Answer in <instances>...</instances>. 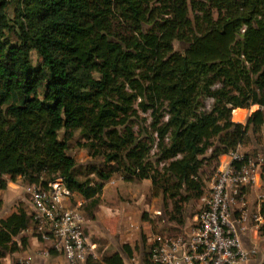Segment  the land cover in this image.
<instances>
[{"label":"trees","instance_id":"trees-1","mask_svg":"<svg viewBox=\"0 0 264 264\" xmlns=\"http://www.w3.org/2000/svg\"><path fill=\"white\" fill-rule=\"evenodd\" d=\"M253 105L245 124L232 120ZM263 126L264 0H0V191L60 178L93 218L113 175L149 180L183 226L205 193L201 172L260 145ZM75 134L93 159L82 168ZM32 225L20 206L0 218V260ZM133 251L122 245L124 258Z\"/></svg>","mask_w":264,"mask_h":264},{"label":"built area","instance_id":"built-area-1","mask_svg":"<svg viewBox=\"0 0 264 264\" xmlns=\"http://www.w3.org/2000/svg\"><path fill=\"white\" fill-rule=\"evenodd\" d=\"M229 161L206 180L209 192L202 196V207L193 223L179 234L154 237L150 261L154 264H246L258 253L257 247H245L243 234L249 224V209L244 190L261 182L264 157L245 154L238 146L228 154ZM245 159V160H244ZM233 161H243L239 166ZM40 226H47L56 251L66 264H85L90 244L83 215L77 206L64 205L71 193L58 178L47 185L25 187ZM264 200V194L259 196ZM252 213V212H251ZM255 214V213H254ZM253 215L260 222V214ZM18 264H38L33 255L24 256Z\"/></svg>","mask_w":264,"mask_h":264},{"label":"rangeland","instance_id":"rangeland-1","mask_svg":"<svg viewBox=\"0 0 264 264\" xmlns=\"http://www.w3.org/2000/svg\"><path fill=\"white\" fill-rule=\"evenodd\" d=\"M180 46V44H177L176 48H180ZM254 109H256V106L254 105L250 109H234L236 111H232V120L234 122H242L243 124H245L248 115ZM256 136L259 137L260 145L251 144L248 146H240V150L245 154L251 155L253 158H255L257 154H261L264 157V126ZM77 138L78 134H75L74 138L70 142L69 151L71 155L74 156L77 167L82 168L84 165L93 161V159L88 156L86 149L77 146ZM203 169H205L204 172L208 174L207 168ZM260 170L262 186L257 191H251L250 200L246 195V191L249 190V188L243 189L245 195L244 200L246 201V206L249 209V224L253 229L249 231V233L251 236H254V239H256L254 241H257L256 247L258 248V253L255 255L256 257L254 256V258L252 257V259L260 258V260H256V264H262L264 262V233L261 234L260 232V229L264 226V200L259 197L261 194H264V162L262 163ZM201 174H203L201 176L204 180L209 176L204 175L203 172H201ZM15 183L18 184L16 187L7 186L8 188L0 191V194L5 198V202L2 201L3 204L0 207V215H3L10 209L13 210L19 206L25 208L30 215H33V225L29 229H27L28 233L35 236L38 241L39 238L40 241H44L47 248L49 247V245L50 247H53L55 242L52 235L48 231L47 226H40L39 228V224L41 221L36 217V213L34 211V208L32 207L30 197L25 191L26 185L21 183L20 180H17ZM106 184L113 188L111 199L110 201H108V206L110 209L109 211H111L110 222H107L105 220L100 224L102 233H92L91 228H89V231H87L86 233L87 235L89 233L91 240L97 243L96 254L98 259L107 254L112 255V251L122 248V245L120 244L121 240H117L114 238V233H117L118 235V232H111V227L120 225L119 230H125L126 226L129 225V233L131 234V237L125 238L124 240L128 239L127 243L131 244V246L134 247L132 256L135 257V261L133 262V264H154L150 261V254L153 248L154 237L156 235H164L167 233H182L193 223V218L199 212L203 203L201 199L192 200L187 203L185 205V215L187 214L185 224L183 226H177L174 222H169L167 220V216L163 214L162 198L161 196L152 195L151 183L149 180H136L127 182L123 180L121 176L115 174ZM205 184V194H208V180L205 181ZM78 209L81 213H83L86 225L88 224V222L94 221L89 215V202H85V204L79 206ZM251 212L253 214H260L261 221H255ZM27 231L25 232L27 233ZM255 231L257 233H255ZM108 243L112 244L107 247ZM18 252L19 253L17 254V256L11 254L9 259L6 260L8 261V264H10L12 260L14 264L16 257L18 258L19 256H26L30 252V250L25 247L22 250H18ZM0 264L7 263L4 260V263L3 261H0Z\"/></svg>","mask_w":264,"mask_h":264},{"label":"crops","instance_id":"crops-1","mask_svg":"<svg viewBox=\"0 0 264 264\" xmlns=\"http://www.w3.org/2000/svg\"><path fill=\"white\" fill-rule=\"evenodd\" d=\"M234 111H236V110H234ZM240 123H242V122H240ZM228 161H229L228 155H224L221 157V163H226ZM17 185L18 184H16L15 182H9L8 183V187H16ZM261 186H262V182H260V184L257 185V187L249 188V190L246 191V195L248 196L249 200L251 197L250 196L251 191L252 190L257 191ZM112 192H113V188L108 186V184H105V186L103 187V189L100 193V196H99V204L97 205V207L94 211L93 218H91L94 221L88 222V224L86 225L85 219L83 217L86 233H87V231H89V228H91L92 233L93 232L95 234L96 233H102V229L100 228V224L103 223L105 220L107 222H110V219H111L110 212L111 211H109L110 209L108 206V203H109L108 201H110V199H111ZM2 196L3 195L0 194V200L5 202V198H4V196L3 197ZM85 202H86V200L83 197H81L78 193H71L70 199L65 200L64 205L65 206L73 205V206H77L79 208V206H82V204H85ZM13 210L10 209L9 211L5 212L3 215H0V218L7 216ZM82 215H83V213H82ZM119 228H120V225H117V226L111 227L110 231L111 232L112 231L118 232V235H117V233H114V238L117 240L120 239L121 240L120 244L123 245V244L127 243V240H128V239L127 240H124V239L131 237V234L129 233L130 229H129V225L126 226L125 230H119ZM251 230H253L252 227L248 228L247 231L242 236L243 244L247 248L253 247V246L256 247L257 241H254L256 239H254V236H251L249 233V231H251ZM25 231H27V230H25ZM25 231H23L21 233V235H25L27 237L28 243L25 247H27V249L30 250V252L28 254L33 255L38 264H66V261H65L63 255L59 251H56L54 249V247H50V245L47 248L44 241H40V240L38 241V239L35 236L28 233V231H27V233ZM255 233H257V232L255 231ZM87 239H88V243L90 244V254L89 255H92L95 259H98L97 254H96L97 253V243L91 240L89 233L87 235ZM15 240L18 243V246H20V244L18 242V238H15ZM111 244L112 243H108L107 247H109ZM47 246H48V243H47ZM116 247H117V245H116ZM22 249H23V247L20 248L19 250H22ZM51 249L53 250V253L50 252ZM18 253L19 252L16 251V252L12 253V255L17 256ZM112 253L113 254L119 253V255L122 258H124V254L122 253V248L119 250H114V251H112ZM10 256H11V254L7 255L5 258L1 259L0 261H3V263H4V260H5V262L8 264V261H6V260H8ZM23 257L24 256H22V257L19 256L18 257L19 259L16 257L14 264H18ZM256 260H260V258H258V259H252L251 258L246 264H256ZM134 261H135V257H133V256L131 258H124L125 264H133ZM11 263L13 264V260L10 262V264Z\"/></svg>","mask_w":264,"mask_h":264}]
</instances>
